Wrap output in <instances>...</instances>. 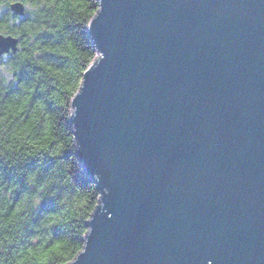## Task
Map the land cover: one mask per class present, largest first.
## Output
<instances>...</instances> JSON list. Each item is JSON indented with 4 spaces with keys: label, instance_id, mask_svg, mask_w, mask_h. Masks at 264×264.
<instances>
[{
    "label": "water",
    "instance_id": "obj_1",
    "mask_svg": "<svg viewBox=\"0 0 264 264\" xmlns=\"http://www.w3.org/2000/svg\"><path fill=\"white\" fill-rule=\"evenodd\" d=\"M99 1L72 123L101 195L67 264H264V0Z\"/></svg>",
    "mask_w": 264,
    "mask_h": 264
},
{
    "label": "trees",
    "instance_id": "obj_2",
    "mask_svg": "<svg viewBox=\"0 0 264 264\" xmlns=\"http://www.w3.org/2000/svg\"><path fill=\"white\" fill-rule=\"evenodd\" d=\"M99 7L0 0V33L19 40L0 55V264H67L84 248L101 194L78 158L72 99L97 56L88 28Z\"/></svg>",
    "mask_w": 264,
    "mask_h": 264
},
{
    "label": "clouds",
    "instance_id": "obj_3",
    "mask_svg": "<svg viewBox=\"0 0 264 264\" xmlns=\"http://www.w3.org/2000/svg\"><path fill=\"white\" fill-rule=\"evenodd\" d=\"M49 6H50V5H49ZM29 7H31V5H29ZM4 55L6 56L7 53H4ZM3 67H4V65H0V68H3ZM5 83H7V81H5ZM24 198L27 199V196H25ZM17 211H19V208L17 209ZM208 264H212V262L209 261Z\"/></svg>",
    "mask_w": 264,
    "mask_h": 264
},
{
    "label": "rangeland",
    "instance_id": "obj_4",
    "mask_svg": "<svg viewBox=\"0 0 264 264\" xmlns=\"http://www.w3.org/2000/svg\"><path fill=\"white\" fill-rule=\"evenodd\" d=\"M100 56V55H99Z\"/></svg>",
    "mask_w": 264,
    "mask_h": 264
}]
</instances>
